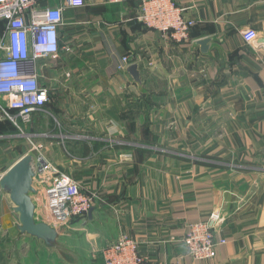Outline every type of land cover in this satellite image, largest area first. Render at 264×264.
I'll return each mask as SVG.
<instances>
[{
	"label": "crops",
	"instance_id": "0c3cea01",
	"mask_svg": "<svg viewBox=\"0 0 264 264\" xmlns=\"http://www.w3.org/2000/svg\"><path fill=\"white\" fill-rule=\"evenodd\" d=\"M84 1L39 0L65 8L58 69L38 63L51 101L26 135L0 121V177L38 142L98 196L66 241L90 264H103L101 250L123 234L146 264H264V0H175L196 22L184 44L138 21L142 0ZM249 29L259 35L252 44ZM211 37L220 49L203 55L194 45ZM124 56L139 66L141 86L119 71ZM45 205L44 197L43 216ZM216 213L226 245L214 259L190 258L188 226ZM6 216L16 227L0 195V264H65L30 260L20 246L8 252Z\"/></svg>",
	"mask_w": 264,
	"mask_h": 264
},
{
	"label": "built area",
	"instance_id": "2783aa9c",
	"mask_svg": "<svg viewBox=\"0 0 264 264\" xmlns=\"http://www.w3.org/2000/svg\"><path fill=\"white\" fill-rule=\"evenodd\" d=\"M121 3L123 0H110ZM71 8H81L84 0H68ZM65 8L39 7V0H0V121H9L22 134L33 115L50 103V89L41 83L38 63L50 60L56 64L60 54V30L65 24ZM184 9L175 0H142L138 21L152 32L184 44L190 40L196 22L186 18ZM30 16L31 21L26 19ZM255 29L243 32L247 44L258 39ZM67 51H71L66 48ZM131 58L124 56L118 67L126 70ZM40 163L37 181L43 189L46 213L58 225L86 218L98 196L86 194L79 181L60 170L48 159L41 143L31 142L30 151ZM28 155V154H27ZM214 225H189L183 242L187 255L195 260H210L219 246L227 241L218 239ZM103 264H146L140 244L123 234L112 246L101 250Z\"/></svg>",
	"mask_w": 264,
	"mask_h": 264
},
{
	"label": "water",
	"instance_id": "95a60500",
	"mask_svg": "<svg viewBox=\"0 0 264 264\" xmlns=\"http://www.w3.org/2000/svg\"><path fill=\"white\" fill-rule=\"evenodd\" d=\"M216 38H205L195 43V47H201L203 55L209 54L213 48L220 47L215 44ZM264 43V40L261 41ZM128 73L133 80L142 85L139 66L128 67ZM41 168L40 163L31 153L24 156L12 168L0 177V195L7 202L13 214H16L15 224L20 236L28 237L42 244L45 249L55 251L65 264H90L76 252H70L68 246L62 244L65 234L70 233L69 225L73 221L59 227H52L47 222L39 221L42 215L43 192L37 185V174ZM93 210L89 216L92 217ZM218 213L214 215L210 225L213 226ZM40 245V246H42Z\"/></svg>",
	"mask_w": 264,
	"mask_h": 264
},
{
	"label": "rangeland",
	"instance_id": "374dc122",
	"mask_svg": "<svg viewBox=\"0 0 264 264\" xmlns=\"http://www.w3.org/2000/svg\"><path fill=\"white\" fill-rule=\"evenodd\" d=\"M50 65H52V66L54 65L55 67H57L58 62L56 64H50ZM57 69H58V67H57ZM30 147H29V149H30ZM37 185H38V187L40 186L39 181H37ZM45 207H46V205H45ZM38 220L43 221L45 223L47 222L52 227H59L60 226L57 224V222L54 221V219L52 218L50 213L49 214L46 213V214H44V216L40 215ZM14 222H15V219H14ZM2 223L4 224V227L6 226V228H3V229L7 230L6 233L8 234V236H6L4 239L3 246L11 254L13 252H15V250H17L18 246H20L21 247L20 251L22 254H26V252L30 253V255H31V257L29 258L30 260H31L32 255H33V258H35V260L37 262L46 261L48 263V262H64L65 261V260H62V258L55 251H50L49 249H45L44 246L42 244L38 243L36 240H32V239L25 237V236H20L19 231L17 230V228L15 226L12 225V223L10 222V219H8V216L4 217V221L2 220ZM70 226H72V224L69 225V227ZM68 234H70V233H68ZM68 234H65L64 238L62 240V244L66 245V247H67L66 241H67V235ZM38 245L39 246L42 245V246L39 247ZM68 248L70 249L68 251V253H70L71 251L72 252L74 251L72 248L69 247V245H68ZM9 249H12V250H9ZM74 252H76L78 254L77 251H74Z\"/></svg>",
	"mask_w": 264,
	"mask_h": 264
},
{
	"label": "trees",
	"instance_id": "16d2710c",
	"mask_svg": "<svg viewBox=\"0 0 264 264\" xmlns=\"http://www.w3.org/2000/svg\"><path fill=\"white\" fill-rule=\"evenodd\" d=\"M50 99H51V93H50ZM7 123H9L10 125H12V123H10L9 121H6Z\"/></svg>",
	"mask_w": 264,
	"mask_h": 264
}]
</instances>
